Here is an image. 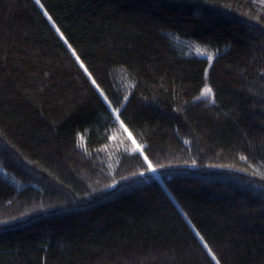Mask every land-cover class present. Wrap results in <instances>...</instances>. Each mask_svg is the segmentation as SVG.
Listing matches in <instances>:
<instances>
[{
  "label": "trees",
  "instance_id": "trees-1",
  "mask_svg": "<svg viewBox=\"0 0 264 264\" xmlns=\"http://www.w3.org/2000/svg\"><path fill=\"white\" fill-rule=\"evenodd\" d=\"M41 4L67 43L0 0V264H264V0Z\"/></svg>",
  "mask_w": 264,
  "mask_h": 264
},
{
  "label": "snow or ice",
  "instance_id": "snow-or-ice-1",
  "mask_svg": "<svg viewBox=\"0 0 264 264\" xmlns=\"http://www.w3.org/2000/svg\"><path fill=\"white\" fill-rule=\"evenodd\" d=\"M35 3L40 5L41 8L44 7L43 4H41V0H35ZM45 16H48V13L45 12L44 13ZM48 19L51 20L52 17L48 16ZM57 32H60V29L57 28L56 29ZM61 38H63V33H61ZM65 43H67V41L65 40ZM69 47H71L69 45ZM73 55L76 56L77 61L80 60V57L76 55L75 51L73 50ZM209 59H211V56H209ZM80 67L84 68V64L83 62L80 63ZM85 72L88 73L87 68H84ZM89 79H91L92 84L96 86L97 90L100 92V95L103 96L105 102H107L109 104V107H111V102L108 100V97L104 95L103 90L100 89L99 85L97 84L96 80L92 78L91 73H88ZM212 93V89L208 86L205 85L204 86V90L202 92V95H210ZM125 99H127L125 97ZM113 113L115 114L116 120L119 121L120 123V127L121 129H123L124 132L128 133V138L132 141V145L133 148L131 149L132 151H140V154L143 156L144 162L147 165V169L146 171L149 172H154L156 170L155 166L153 165L152 161L148 158L147 155L144 154V152L142 151L143 149V145H139L137 144V141L133 138L132 133L129 131L128 127L124 124V121L121 120V114H120V109L118 108H114L113 109ZM187 142V141H186ZM243 159V157H242ZM194 163V162H193ZM144 172L142 171L140 173V175H143ZM196 235L199 237V240L201 243H203V247L204 249L207 251V254L211 257L212 261H215V264H221L220 259L217 257V254L213 251V249L209 246L208 242L205 241V238L203 235L200 234V232H197Z\"/></svg>",
  "mask_w": 264,
  "mask_h": 264
},
{
  "label": "water",
  "instance_id": "water-1",
  "mask_svg": "<svg viewBox=\"0 0 264 264\" xmlns=\"http://www.w3.org/2000/svg\"><path fill=\"white\" fill-rule=\"evenodd\" d=\"M35 1V0H34ZM38 5V4H37ZM38 7L41 9V11L43 12V14L45 13L44 12V10L40 7V5H38ZM46 18H47V20L49 21V23L52 25V27L55 29V31H56V28L54 27V25L51 23V21L48 19V16H45ZM57 32V31H56ZM58 33V32H57ZM58 35H59V33H58ZM59 37L61 38V36L59 35ZM62 39V38H61ZM62 41L64 42V40L62 39ZM65 43V42H64ZM67 46V45H66ZM67 48H68V50L71 52V54L73 55V52L70 50V48L67 46ZM74 56V55H73ZM74 58H75V60H76V62L79 64V66H80V62L79 61H77V59H76V57L74 56ZM82 70H83V72L86 74V76L87 77H89L88 76V74L85 72V70H84V68H81Z\"/></svg>",
  "mask_w": 264,
  "mask_h": 264
},
{
  "label": "rangeland",
  "instance_id": "rangeland-1",
  "mask_svg": "<svg viewBox=\"0 0 264 264\" xmlns=\"http://www.w3.org/2000/svg\"><path fill=\"white\" fill-rule=\"evenodd\" d=\"M203 96H208V95H203ZM113 112V111H112ZM114 114V113H113ZM114 117H115V114H114ZM116 118V117H115ZM139 153H140V151H138ZM161 183H162V181H161V179H160V177L158 176V174H157V172H156V170L154 171V172H151ZM163 184V183H162Z\"/></svg>",
  "mask_w": 264,
  "mask_h": 264
}]
</instances>
